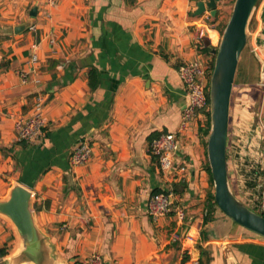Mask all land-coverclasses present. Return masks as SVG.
I'll return each instance as SVG.
<instances>
[{
    "label": "crops",
    "instance_id": "0c3cea01",
    "mask_svg": "<svg viewBox=\"0 0 264 264\" xmlns=\"http://www.w3.org/2000/svg\"><path fill=\"white\" fill-rule=\"evenodd\" d=\"M256 8L231 100V176L240 166L247 173V162L264 164V0ZM196 10L191 0H0V198L15 184L30 189L38 223L65 261L99 255L103 264H264L263 237L227 218L228 234H220L218 210L204 224L212 185L203 120L198 115L180 130L188 100L178 70L193 60L209 64L199 31L214 47L221 34L210 11L196 17ZM31 20L35 31L16 33ZM93 67L100 72L95 89ZM39 97L44 136L18 142L15 123L31 116ZM161 133L177 136L185 172H163L149 153ZM81 143L93 156L74 167L70 156ZM165 189L185 206L194 240H172L187 229L174 214L157 223L148 216L151 196ZM16 246L0 217V250L11 254Z\"/></svg>",
    "mask_w": 264,
    "mask_h": 264
},
{
    "label": "water",
    "instance_id": "95a60500",
    "mask_svg": "<svg viewBox=\"0 0 264 264\" xmlns=\"http://www.w3.org/2000/svg\"><path fill=\"white\" fill-rule=\"evenodd\" d=\"M221 1L198 2L195 16L210 11L215 18ZM258 1L236 0L218 48L212 51L215 63L210 86L212 118L207 152L219 210L233 223L264 238V217L236 196L228 171L232 94L239 62L248 43V26ZM32 15L35 17L36 10ZM33 24L31 20L17 26L16 33L29 30ZM35 203V194L20 184L13 185L0 198V217L10 224L17 239L16 249L0 258V264H71L61 257L52 238L39 225Z\"/></svg>",
    "mask_w": 264,
    "mask_h": 264
},
{
    "label": "built area",
    "instance_id": "2783aa9c",
    "mask_svg": "<svg viewBox=\"0 0 264 264\" xmlns=\"http://www.w3.org/2000/svg\"><path fill=\"white\" fill-rule=\"evenodd\" d=\"M49 5H54V0H47ZM208 13V12H207ZM211 15L207 19H211ZM36 24H33L29 31H35ZM206 38L204 30L199 31L198 40L202 42ZM51 45H56V40H50ZM38 45H33L36 50ZM33 63L38 62V57H32ZM209 64L202 60H193L184 63L179 67V76L184 85L185 94L189 104L183 110L180 130L184 131L196 116H202V112L210 108L209 102ZM24 82L27 78L24 77ZM45 102L42 97L37 98L33 113L29 117H22L15 123L17 141L29 144L40 141L44 136L45 119H44ZM179 152V143L177 136L171 133H161L154 139L149 147V153L155 157L159 163L160 169L168 173L172 170L185 172L183 162H179L177 154ZM93 156V148L87 143L79 144L70 156L71 164L74 167L87 165ZM259 214L264 217V184L259 199ZM174 214L177 224L187 227L184 234L179 232L172 233L174 242H185L194 240L190 233L191 227L188 226L186 208L181 203H176V195L173 190L165 189L151 196L148 206V216L153 222L157 223L161 219ZM76 264H103L102 257L99 255L92 256L90 259ZM186 264H200L199 260L188 258Z\"/></svg>",
    "mask_w": 264,
    "mask_h": 264
},
{
    "label": "rangeland",
    "instance_id": "374dc122",
    "mask_svg": "<svg viewBox=\"0 0 264 264\" xmlns=\"http://www.w3.org/2000/svg\"><path fill=\"white\" fill-rule=\"evenodd\" d=\"M235 2H236V0H222L221 1L220 7H219V19L217 21H214L216 23V27L221 25V24H224V23L227 25L231 15H232ZM256 12H257V8L251 17V20L254 18V14ZM251 20H250V22H251ZM215 41H216V39H215ZM247 50L248 49L246 46L245 50L243 51L244 53H242V54L243 55L246 54ZM239 157H240V155H238L237 158H239ZM244 158H245V155L242 156V159H244ZM238 163L239 164L242 163L241 159H240V161L238 160ZM245 167H248V169H246L247 173H245V171H243L241 169V166H240V168L238 169V172H237L238 174L233 173V171H232V176L229 175V179H230L232 189H233L234 193L236 194V196L242 202H244L246 205L254 206L257 204V202H259L261 191H262V185L264 184V164L261 165L260 163H256L254 161H251V162L245 163L244 168ZM247 174L249 176L253 177L254 179H250L249 182L245 181L246 180L245 176ZM251 182L254 184L253 186L251 185ZM212 188H213V193H214L215 189H214L213 185H212ZM218 211L220 213L219 216H221L220 217L221 220H223V223L220 224V226L218 227L217 230L222 235H224V233L228 234V230L224 229V219L227 220L228 218L220 210H218ZM228 220H230V219H228Z\"/></svg>",
    "mask_w": 264,
    "mask_h": 264
},
{
    "label": "trees",
    "instance_id": "16d2710c",
    "mask_svg": "<svg viewBox=\"0 0 264 264\" xmlns=\"http://www.w3.org/2000/svg\"><path fill=\"white\" fill-rule=\"evenodd\" d=\"M191 1L198 3V2L203 1V0H191ZM218 19H219V11L217 13V16L213 19V21H217ZM225 28H226V24L225 23L217 26V28H216L219 31V33L221 34V37L223 35V32H224ZM217 39H218V35L216 37V41H217ZM217 48L218 47H214L211 44H209L207 42V40H204V46L199 48L200 52L204 56H206L207 58L210 59V61H209V67H210L209 77H210V80H209V92H208L210 108L208 110H205V111L202 112V120H203L202 124H203V126H202L201 133L205 137L204 138L205 139L204 140V144H205L206 156H207L206 169H207V172L209 173V176H210L211 185H213V186H214V182H213V178H212V174H211L210 164H209V161H208L207 145H208V137H209L210 131H211V118H212L211 99H210V86H211V78H212V74H213V70H214V63H215V56L212 54V51L214 49H217ZM88 76H89V86H90V88H92V89L97 88L98 85L100 84V72H99V70L97 68H95V67L91 68L89 73H88ZM154 138H156V137L155 136L151 137L150 141H152ZM228 148H229V144H228ZM228 159H229V153H228ZM247 178L249 180L250 179H254L253 177H251L249 175H247ZM251 185L253 186L254 184L251 182ZM258 205H259V202H257V204L254 205V206H250V205H248V206L252 210H254L255 212H257L259 214ZM206 210H207V212H206L204 224H208L209 222H211L213 220V218H214L215 212H217V210H219V208L217 206V203L215 201V191L213 193V188H212V192H210L209 195H208V201H207ZM7 255H9V252L6 250V248H3V249L0 250V258L5 257ZM185 260L187 261L188 259L186 258Z\"/></svg>",
    "mask_w": 264,
    "mask_h": 264
}]
</instances>
